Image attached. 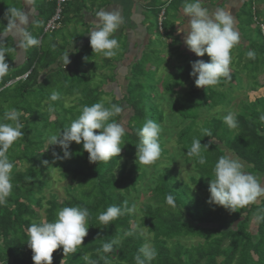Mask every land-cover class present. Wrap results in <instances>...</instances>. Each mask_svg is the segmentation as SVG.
I'll return each instance as SVG.
<instances>
[{"label": "trees", "instance_id": "obj_1", "mask_svg": "<svg viewBox=\"0 0 264 264\" xmlns=\"http://www.w3.org/2000/svg\"><path fill=\"white\" fill-rule=\"evenodd\" d=\"M78 1L85 4L86 0H65L58 26L47 31V23L56 13L58 2L34 0L39 23L29 25L28 30L41 42L39 46L22 50L23 60L16 63L20 50L14 48V36L6 32L5 13L9 6L23 8L26 3L24 0H0V33H6V44L13 48L6 56L9 72L0 78V117L5 107L16 108L24 124V136L8 151L14 163L13 188L7 202L0 205V264H34L33 251L27 243L28 227L41 219L54 221L58 210L65 206L89 209L88 235L75 252L65 256L62 247L55 250L53 264H61V261L62 264H136L135 256L144 244L157 253L150 264H264V221L253 222L254 216L264 210V196L235 212L208 203L212 169L221 155L240 159L246 171L264 177V122L260 120L264 115V96L253 102L240 101L236 112L237 128L230 129L222 119L231 110L229 105L234 92L264 88V16L258 0H245L238 11L244 42L236 45L231 53L233 55L239 47L236 58L238 62L245 60L244 68L252 77L248 87L240 71L235 69L230 72V78L222 77L217 85L207 88L195 85V78L190 75L191 62L198 59L207 62L210 57L207 54L193 57L180 49V41L173 37L175 27L172 24L167 27L170 7L164 9L161 19L163 9L159 0L151 4L153 22L150 29L162 40L164 37L173 40L163 51L148 47L140 57H134L124 87L115 77V71L95 83L96 79L91 77L93 68L109 66L114 70L116 67L112 62L107 66L106 57L104 65H99L96 59L100 54L94 53L89 44L74 55L73 64L63 65L60 61L67 46L59 43L56 34L66 19L65 11ZM176 1L183 0H171L170 5ZM123 49L124 57L126 49ZM248 50L256 52L255 59L247 58ZM165 51L170 57H178L180 63L174 64L171 71L165 69V73H160L166 63L162 55ZM233 63L235 58L231 65ZM106 82L121 87L123 96L118 97L116 89L105 90ZM186 84L187 89H184ZM53 90L60 93L56 101L49 99ZM72 97L66 105V100ZM101 98L106 105L111 102L123 106V112L113 118L123 122L127 130L120 155L107 162L92 163L82 143L72 142L71 158L55 159L54 151L61 156L63 152L59 146L48 144L49 133L62 131L79 116L82 106H90ZM49 104L55 111H48ZM146 119L158 123L161 133L167 129L166 123L176 122L179 151L186 161L192 162L194 174L186 181L180 178V170L163 162L173 157L160 136L161 155L151 165L163 167L156 176V183L146 188L149 193L146 202L137 206V194L144 187L147 175L143 165L135 161L136 144L139 143L137 133ZM205 128L210 129L211 137L204 136L202 129ZM194 138L201 140L202 154L207 158L204 165L197 157L186 154ZM54 170L59 172V179L70 181L65 197L49 192L52 184L49 172ZM168 194L174 196L175 207L166 203ZM125 201L128 207L134 208L133 212L108 225L100 224L97 219L100 212L110 205L123 206ZM129 232L132 235H127ZM114 239L119 243L113 246L112 252L104 253L103 243ZM185 239L195 243H185Z\"/></svg>", "mask_w": 264, "mask_h": 264}, {"label": "clouds", "instance_id": "obj_2", "mask_svg": "<svg viewBox=\"0 0 264 264\" xmlns=\"http://www.w3.org/2000/svg\"><path fill=\"white\" fill-rule=\"evenodd\" d=\"M34 3V0H26V5ZM26 8L29 10L26 11ZM182 14L190 18L188 23L178 31L185 34L184 42L189 50L198 57L207 54L210 61L202 59L191 62V76L195 78V85L200 88L215 86L222 77L230 78V65L232 63V49L240 42V33L235 26L233 12L229 8L217 7L214 10L204 6V0H184ZM95 19L91 22L90 45L94 53L102 54L106 58L114 57L120 50V43L116 33L124 23L119 8L111 10L101 9L94 14ZM5 18L7 19L6 32L14 36V48L27 50L39 46L40 40L28 30L29 25L39 22L31 13L30 7L9 6ZM6 33H0V78L6 76L10 66L6 56L13 51L5 41ZM246 56L249 59L256 58L254 50H248ZM68 65L69 52L62 57ZM60 93L53 90L49 99L56 101ZM48 111L55 109L51 104ZM123 112V106L109 102L107 105L104 98L92 105H84L80 114L73 119L70 125H66L62 131L50 132L47 141L50 146H59L63 156L53 152L55 159H70L69 151L72 142L83 145V149L89 154V161L107 162L113 157H118L122 151L121 144L127 130L125 124L113 118ZM21 113L16 108H7L0 117V205L7 202L13 185L11 173L14 163L8 156L9 149L22 136L24 124L20 119ZM223 122L230 128L238 127L236 113L228 110L222 117ZM264 122V115L260 116ZM96 130H100L98 133ZM204 136L211 137L210 129H202ZM161 126L152 119H146L138 130L139 143L136 144V163L138 165H151L161 155L160 145ZM125 144V143H124ZM207 149L208 146L204 145ZM190 157H197L201 165L206 164L207 158L202 154L200 139L194 138L186 153ZM47 164V161L44 162ZM210 197L208 203L222 206L232 212L244 208L264 196V177L245 170L244 164L238 158L229 154L221 155L212 169L209 184ZM166 203L175 207V198L172 194L166 196ZM134 208L127 205H110L105 211L98 214L97 219L102 225H108L118 217L131 213ZM90 211L84 206H65L58 210L54 221L41 219L33 222L27 229L28 246L33 251L34 264H53V252L63 248L66 256L75 252L84 244V238L88 235V219ZM264 221V210H260L253 218L254 223ZM127 235H132L131 232ZM119 243L118 239L105 242L102 251L109 253L113 246ZM156 250L148 244H144L135 256L136 264H150L156 257ZM87 260V256L84 257ZM62 264V261H61ZM95 264V262H90Z\"/></svg>", "mask_w": 264, "mask_h": 264}, {"label": "crops", "instance_id": "obj_3", "mask_svg": "<svg viewBox=\"0 0 264 264\" xmlns=\"http://www.w3.org/2000/svg\"><path fill=\"white\" fill-rule=\"evenodd\" d=\"M240 1L242 0H204V5L207 4V2H210L211 4H219L218 6H215L214 4H208L205 6L211 10H214L217 7H230L229 9L232 10L235 18V26L237 30L242 33L241 29H239V20L237 17V13L242 6L238 5ZM244 1L245 0H243V2ZM24 2L26 3V0H24ZM153 2L154 0H86L85 4L82 1L74 3L70 2L72 9H67V11H65L66 19L64 20V22L62 23L63 25L60 26V29L56 34V36L58 35L57 40L59 41V43L67 46V52H69V55L72 56L69 65L73 64L75 55L73 53L77 51V48H81L88 44L90 45L89 32L93 27L91 22L95 19L94 14L101 9L111 10L112 8L117 7L121 12L124 23L121 25L120 29L115 35L117 38L122 37L126 40V43L124 44L126 53L124 57L123 55L121 57L116 55L114 57L105 59H107V66L109 65V63L112 62L118 69L119 73H121V69L128 73L130 70V64L135 59L134 57L137 58L138 53L141 55V53H143L142 51L149 44L151 38L155 37L152 35H154L156 31L154 30V32L152 31L153 29H150V25L152 22L148 21L145 16L148 11H152L151 4ZM159 2H161L162 5L160 7L163 9V11L161 10L162 12H164L170 7V20L167 24V27H169L171 24L175 27V33L177 34L176 38L180 41V49L187 54V45L184 42L185 34L183 32L178 31L179 29H182L190 19L182 14L184 0L176 1L174 4L172 3V5H170L171 0H159ZM257 3L258 5H261V3H264V0H258ZM33 5L34 4L32 3L31 13L36 19L38 13L35 9V6ZM259 8L261 10V15L264 16V7L261 8L259 6ZM27 10L28 9L26 8V11ZM82 11H84L85 14H83ZM149 30H151V34L148 32ZM174 36L175 35H173V37ZM167 41L171 43V40L167 39ZM135 52H137L136 55ZM128 54L129 56H127ZM101 55L102 54H100L99 57L101 58V60L104 61V56L102 55L101 57ZM99 57L96 59L97 62H100ZM101 65L104 64L102 63ZM251 92H255V90ZM263 96L261 95L260 97H256L255 100Z\"/></svg>", "mask_w": 264, "mask_h": 264}, {"label": "rangeland", "instance_id": "obj_4", "mask_svg": "<svg viewBox=\"0 0 264 264\" xmlns=\"http://www.w3.org/2000/svg\"><path fill=\"white\" fill-rule=\"evenodd\" d=\"M86 3V1H85ZM243 0L239 2L238 5H242ZM211 4L210 2H207V4H205L204 6ZM214 4V3H213ZM211 4V5H213ZM264 3H261V5H259L261 8L264 7L263 5ZM215 6H218L219 4H214ZM27 7L31 8V4L27 5ZM230 8V7H229ZM28 9V8H27ZM29 10V9H28ZM83 14H85L84 11H82ZM146 19L150 22H153V16H152V12H147L145 14ZM154 31V30H153ZM151 34V30L148 31ZM155 32V31H154ZM240 33V32H239ZM154 38H152L149 46L147 45V47L145 49H147L148 47L152 48V49H156L158 48L160 51L164 50V48L166 47V45H168L167 43H169L168 41H166L167 37H164L162 40L161 37L155 32ZM159 36V37H158ZM177 34L174 36L176 37ZM58 37V35H57ZM171 41L173 39H170ZM118 41L120 43V50L117 54V56H122L123 54V48H125L124 44L126 43V40L124 38H118ZM242 42H244V37L242 35V33H240V42L237 44L238 46L242 44ZM243 45V44H242ZM80 47L77 49V51H75L73 54H76L77 52H79ZM239 47L237 50L233 51V55H232V60L233 58H235V63H233L232 65H230V72L232 70H239L240 71V76L242 77V80L244 82V85L248 87V83L252 80V77H249L247 74L249 71H247L244 68V61H239L238 62V58H236V55L239 54ZM137 52H135L136 55ZM147 53V52H145ZM187 53H189L191 56L195 57L196 54L191 52L189 50V48L187 47ZM23 52L22 50H20V52L18 53V57L16 58V63H20L23 59ZM162 55L165 56V61L166 63L163 65V67L160 69V73H165V69H167V71H171L172 67L174 64L176 63H180V60L178 59V57L174 56V57H170L169 53L165 51V53H163ZM129 56V54L127 55ZM102 57V55H101ZM137 57H140V54L138 53ZM100 58V57H99ZM72 56L69 55V60L71 61ZM245 59V58H244ZM97 61V60H96ZM100 62H98L99 65H101L103 63V60H101V58L99 59ZM63 65L65 66H69L66 65L63 61V59H61L60 61ZM94 74L91 75L92 78H95L96 81L95 83L99 82V80H101L102 76L105 75H110L112 74L114 71H117L115 74V77L120 80V84L121 87H124L127 84V80H126V76L125 74H127V72H125L123 69L120 70L121 73H119L118 69L115 68L114 70H111V68L108 66L106 68H93ZM158 75V73H157ZM192 79H194V77H192ZM105 90H110V91H115L116 89V94L118 97H122V92H121V87L117 88L116 84L110 83L108 85V83H105ZM242 88V86H241ZM244 88V87H243ZM184 89H187V84L186 87ZM184 89L182 90V92L184 91ZM264 95V88H259L258 90H256L255 92H251L248 88L243 89L241 91H239L238 93L234 92V98L231 101V104L229 105V107L231 108V111L233 112H238L239 111V107L238 104L240 103L241 100H246V101H250L253 102L255 100L256 97H260V96ZM74 97L70 98V100H66L65 104L68 105L70 104V102L72 101ZM222 112V111H221ZM224 114V113H223ZM167 124V129L165 131H163V133H160V136L163 138L164 143L166 144V148H168V150L170 151V155L173 157L172 160H164L163 162L165 164H168L172 167H175L178 171L180 170V178L185 179L186 181L189 180L190 175L194 174L193 168H192V162H188L185 160L184 156H182L181 151H179V145L177 144V132H178V127L176 126V122H168ZM137 160V157L135 158V161ZM162 165H158L156 168H153L152 165H148L145 166L143 165V169L146 170L147 175L145 178V182H144V187L141 189V191L137 194L138 198L135 201L137 203V206H141L143 203L146 202L147 198L149 197V193L146 192V188L149 185H154L156 183V176L158 175L159 171H161L162 169ZM49 177L51 179V189L49 190V192H55L57 195H59L60 197H65L66 195V189L68 188L70 181L67 180H61L59 179V172L54 170V171H50L49 172ZM47 196L49 195V193H46ZM43 215V214H42ZM252 226V225H251ZM139 232L143 233V234H147V232L144 229H139ZM185 243H195L194 240H189L187 241V239H185ZM196 241V240H195Z\"/></svg>", "mask_w": 264, "mask_h": 264}, {"label": "built area", "instance_id": "obj_5", "mask_svg": "<svg viewBox=\"0 0 264 264\" xmlns=\"http://www.w3.org/2000/svg\"><path fill=\"white\" fill-rule=\"evenodd\" d=\"M65 0H57V4H58V7L56 9V13L53 15V17L49 20V22L47 23V26H46V30H54L58 24H59V21L61 20V15H62V9H61V5L62 3H64ZM164 12L161 13L160 15V18L163 19L164 15H163ZM160 25H161V22H160ZM263 28H264V25H263Z\"/></svg>", "mask_w": 264, "mask_h": 264}]
</instances>
